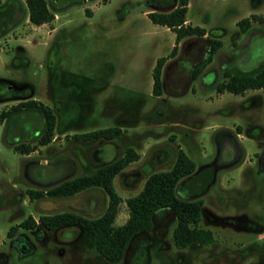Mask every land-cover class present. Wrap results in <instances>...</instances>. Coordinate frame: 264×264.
<instances>
[{
	"label": "rangeland",
	"instance_id": "rangeland-1",
	"mask_svg": "<svg viewBox=\"0 0 264 264\" xmlns=\"http://www.w3.org/2000/svg\"><path fill=\"white\" fill-rule=\"evenodd\" d=\"M47 2L61 14L50 35L48 23L35 30L27 26L23 0H0V8L18 6L13 21L0 27V79L49 104L58 132L108 126L121 132L92 140L59 134L46 145H38L35 136L28 142L37 148L28 154L14 148L13 137L43 127L40 111H31L39 119L35 123L28 112L12 124L10 114L0 121V264H264V87L242 94L215 88L225 69L250 71L264 61V24L253 19L245 31L237 25L252 12L264 14V0H189L191 23L222 45L195 79L189 73L181 78L185 92L160 95L152 92V69L172 49L175 33L148 17L145 0ZM29 31L39 38L23 46L19 35ZM184 39L166 63L180 56ZM9 95H0V111L19 102ZM226 137L236 143L234 157L223 143ZM128 147L140 155L113 178L121 196L115 224L127 219L126 198L143 187L146 171L169 169L181 147L195 170L178 182L176 192L203 199L198 226L212 230L211 242L177 246V218L170 209L158 211L152 229L136 235L117 262L97 252L80 227L19 226L30 215L35 220L63 211L100 215L108 203L100 187L39 198H30L28 189L46 190L91 173Z\"/></svg>",
	"mask_w": 264,
	"mask_h": 264
},
{
	"label": "trees",
	"instance_id": "trees-1",
	"mask_svg": "<svg viewBox=\"0 0 264 264\" xmlns=\"http://www.w3.org/2000/svg\"><path fill=\"white\" fill-rule=\"evenodd\" d=\"M23 1L32 23L50 22L54 18L55 13L49 7L47 0ZM145 2L148 5L146 13L148 17L154 23L164 25L175 33V43L172 49L168 54L157 57L153 66L152 92L155 95H160L164 91L173 94L183 93L187 87L181 82V78L189 73L190 77L195 79L202 73L221 47L222 41L206 34L205 27L185 22L189 0H145ZM17 9L18 6L7 3L0 8V27L13 21L18 12ZM253 19L264 24L263 14L251 13L249 16L240 18L237 25L245 31ZM182 38L186 39L182 43L180 56L166 63L169 57L175 55L177 43ZM252 69L250 71L225 69V78L215 84L216 90L242 94L247 89L264 87V61ZM23 108L40 111L44 126L36 135L38 136L36 143L38 145L47 144L54 136L56 116L53 109L41 100L30 98L19 101L6 111L1 110L0 118L6 117L7 114H14ZM120 132L121 127L108 126L65 135L67 137L70 135L77 140L112 139ZM217 140L222 143L223 138L218 136ZM14 148L21 153H28L37 146L23 140L16 143ZM139 155L134 148L128 147L117 159L97 166L91 173H82L65 179L46 190L28 189L30 198H39L44 195L70 196L84 189L100 187L108 195V203L100 215L86 217L76 212L63 211L42 214L38 220L30 215L19 226L32 228L36 225H43L49 229H57L61 226L80 227L88 232L97 252L108 261L117 262L125 255L133 236L151 230L155 214L160 210L170 209L177 218L173 229V238L177 246L184 247L194 241L211 242L213 240L212 230L198 226L202 215L203 199L180 197L176 192L178 182L195 170V162L181 147L178 148L174 162L169 169L146 171L143 187L136 194L126 198L129 211L127 219L121 224H115L121 196L114 187L113 178ZM15 227L13 226V229ZM8 233L11 235L10 231Z\"/></svg>",
	"mask_w": 264,
	"mask_h": 264
},
{
	"label": "flooded vegetation",
	"instance_id": "flooded-vegetation-1",
	"mask_svg": "<svg viewBox=\"0 0 264 264\" xmlns=\"http://www.w3.org/2000/svg\"><path fill=\"white\" fill-rule=\"evenodd\" d=\"M10 94V95H9ZM0 95H3V96H6V95H9L10 98H17L19 101H23V100H28L31 98V96L29 95V91H20L18 90L17 88L15 89L13 84L11 82H8V81H5L3 79H0ZM39 99V98H38ZM40 100V99H39ZM42 101V100H41ZM44 104L50 106L49 104L45 103L44 101H42ZM11 107V106H10ZM9 107V108H10ZM32 110L31 109H21L20 111H17L16 113L14 114H11L9 116V123H13V118L18 116V115H21L20 113H23V112H28L29 113V116H31L32 118L30 119L32 122H37V119L35 116H34V113L31 112ZM18 119V118H17ZM43 119V117H42ZM19 120V119H18ZM17 120V121H18ZM30 120H29V123H30ZM31 122V124H32ZM18 125V124H17ZM42 127H37L35 130H29L27 131V135H23V132L21 131L20 134H16L14 137H13V141L15 143H18L19 141H29L30 139L34 138L41 130ZM21 129V127L17 126L15 127V130H19ZM20 131V130H19ZM19 137H22L21 139H19ZM226 145L230 146L232 148V157H234L236 154H237V148H236V143L230 138H226V140H224V142ZM217 164V163H216ZM42 227H44L46 230H67L71 227H74V226H61L57 229H49L45 226L42 225ZM135 236H133V239H134Z\"/></svg>",
	"mask_w": 264,
	"mask_h": 264
},
{
	"label": "crops",
	"instance_id": "crops-1",
	"mask_svg": "<svg viewBox=\"0 0 264 264\" xmlns=\"http://www.w3.org/2000/svg\"><path fill=\"white\" fill-rule=\"evenodd\" d=\"M189 4V3H188ZM54 11V13H55V16H54V18L50 21V22H44V23H41V24H34V23H32L30 20H29V17H28V12H27V16H26V18H25V22L27 23V26L30 28V29H32L33 28V30H35L34 29V27L36 26V27H42V25H44L45 23H48V24H50L51 26L48 28V29H45L46 30V32H45V34L47 35H50L53 31H56V29H57V21L61 18V14L60 13H58L57 11H55V10H53ZM148 11V10H147ZM147 13V12H146ZM252 13H255V12H252ZM257 14H262V13H257ZM264 15V14H263ZM186 17H187V15H186ZM186 23H191V21L189 20V18L187 17L186 18V21H185ZM192 24V23H191ZM168 28V27H167ZM45 34H43V35H45ZM206 34H209V35H211V33L206 29ZM40 34H37L36 32H33V31H29V32H27V33H22L21 35H19L20 36V38L22 39V41H23V46H25L24 44L25 43H32V44H36L35 43V39H37V38H39L38 36H39ZM211 36H213V35H211ZM213 37H215V36H213ZM16 38V37H15ZM220 49V48H219ZM218 52V51H217ZM216 52V53H217ZM215 53V54H216ZM214 54V55H215ZM214 55H213V57H214ZM213 57H212V59H213ZM212 61V60H211ZM210 61V62H211ZM255 89H257V88H255ZM230 92V91H229ZM31 98H35V99H38V97H36V96H31ZM4 120V121H3ZM3 120H2V118H0V121H1V123L3 122H5V117L3 118ZM56 124H57V121H56V123H55V127H54V136H53V138L51 139V140H53L56 136H58L59 134H67L68 132H66V131H64V132H58V130L56 129ZM68 134H71V133H68ZM50 140V141H51ZM50 141L48 142V143H50ZM47 143V144H48ZM44 145H46V144H44ZM33 151V150H32ZM137 151V150H136ZM137 152H139V151H137ZM30 153V152H29ZM28 153V154H29Z\"/></svg>",
	"mask_w": 264,
	"mask_h": 264
},
{
	"label": "water",
	"instance_id": "water-1",
	"mask_svg": "<svg viewBox=\"0 0 264 264\" xmlns=\"http://www.w3.org/2000/svg\"><path fill=\"white\" fill-rule=\"evenodd\" d=\"M173 5H174V4H172V6H173ZM172 6H171V7H172Z\"/></svg>",
	"mask_w": 264,
	"mask_h": 264
}]
</instances>
